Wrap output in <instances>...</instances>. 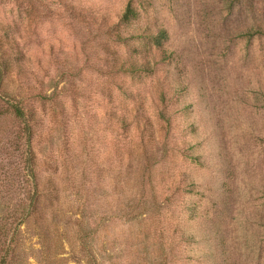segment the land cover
Masks as SVG:
<instances>
[{"label": "rangeland", "instance_id": "rangeland-1", "mask_svg": "<svg viewBox=\"0 0 264 264\" xmlns=\"http://www.w3.org/2000/svg\"><path fill=\"white\" fill-rule=\"evenodd\" d=\"M0 62V264H264V0H0Z\"/></svg>", "mask_w": 264, "mask_h": 264}, {"label": "trees", "instance_id": "trees-1", "mask_svg": "<svg viewBox=\"0 0 264 264\" xmlns=\"http://www.w3.org/2000/svg\"><path fill=\"white\" fill-rule=\"evenodd\" d=\"M7 65L4 63V62H0V76L1 75H4L5 73H7ZM3 78H0V83L2 81ZM12 110V113L14 114V116L17 118V119H24L26 118V115L27 113L23 111V106L22 105H15L11 108ZM32 128H29L27 133L28 134H31L32 133ZM31 152V151H30ZM32 153V152H31ZM33 156V153L31 154Z\"/></svg>", "mask_w": 264, "mask_h": 264}]
</instances>
